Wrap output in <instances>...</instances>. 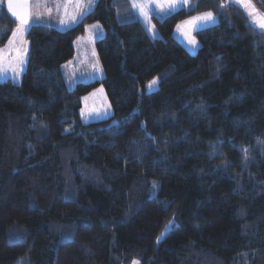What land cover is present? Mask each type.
Wrapping results in <instances>:
<instances>
[{
  "label": "trees",
  "instance_id": "16d2710c",
  "mask_svg": "<svg viewBox=\"0 0 264 264\" xmlns=\"http://www.w3.org/2000/svg\"><path fill=\"white\" fill-rule=\"evenodd\" d=\"M204 12L218 22L191 54L174 29ZM93 22L104 77L70 89ZM154 23L99 0L70 29L29 28L21 83L0 82V264H264V32L229 0ZM16 26L0 0V48ZM100 84L113 114L84 123Z\"/></svg>",
  "mask_w": 264,
  "mask_h": 264
},
{
  "label": "rangeland",
  "instance_id": "374dc122",
  "mask_svg": "<svg viewBox=\"0 0 264 264\" xmlns=\"http://www.w3.org/2000/svg\"><path fill=\"white\" fill-rule=\"evenodd\" d=\"M6 1L8 6L9 0ZM98 1L93 0L90 7L89 0H81L79 6L77 0H12V10L9 9L11 14L13 15V11H15L21 15H27L28 24L21 25L17 16L13 15L18 24L8 43L0 48V82L10 80L16 84L21 83L28 60L29 43L26 34L30 28V22H43V24L54 26L59 30H67L81 22L95 8ZM231 1L243 8L246 13L250 10L242 7L239 0ZM134 2L142 4L143 8L135 7ZM174 2L176 7L173 9L167 5L161 7L162 0H113L116 18L119 23L138 20L152 38L160 37L154 18L163 20L180 9H193L196 4V0H186V2L185 0H174ZM250 3L257 13L264 15L263 11L255 7L252 0H250ZM204 13L196 14L181 21L174 29L175 38L191 54H195L200 46L195 33L218 22L217 16L213 12H211L214 18L213 21L196 20ZM30 14L37 16L31 17ZM249 17L251 23L264 32V28L253 23L252 16ZM103 36L104 29L100 23L93 22L86 24L84 32L75 39L74 57L61 68L65 82L70 89H73L78 83L100 81L104 77L95 46V42ZM154 80L156 83L151 89L148 86L152 81L147 84V91L152 92L157 89L158 80ZM112 114V107L102 84L82 97L80 115L84 123L106 120ZM129 264L141 263L138 259H133Z\"/></svg>",
  "mask_w": 264,
  "mask_h": 264
},
{
  "label": "snow or ice",
  "instance_id": "6c2138e0",
  "mask_svg": "<svg viewBox=\"0 0 264 264\" xmlns=\"http://www.w3.org/2000/svg\"><path fill=\"white\" fill-rule=\"evenodd\" d=\"M186 2V0H185ZM81 3V0H77V5L79 6ZM93 3V0H89V6L91 7ZM239 3L242 7H244L246 10L250 9L248 11V15L253 17V23L257 24L259 27L264 28V15H261L256 12L255 8L253 5H251L250 0H239ZM167 5L169 8H175V2L174 0H162L161 7H164ZM9 9L12 10V0H9ZM134 6L137 8L142 9L143 5L139 3L134 2ZM13 15L17 16V18L20 21L21 25H26L28 24V17L27 15H21L15 11H13ZM196 20H205V21H213V14L211 12L204 13L201 17H197ZM156 83V81H152L151 84H149V89L152 88V86Z\"/></svg>",
  "mask_w": 264,
  "mask_h": 264
},
{
  "label": "crops",
  "instance_id": "0c3cea01",
  "mask_svg": "<svg viewBox=\"0 0 264 264\" xmlns=\"http://www.w3.org/2000/svg\"><path fill=\"white\" fill-rule=\"evenodd\" d=\"M230 2H233V1H231V0H229ZM253 1V0H252ZM254 2V1H253ZM234 3V2H233ZM4 4H5V6H6V8H7V10H8V12L10 13V15L14 18V19H16L12 14H11V12H10V10H9V8H8V6H7V1L6 0H4ZM237 5V4H236ZM254 5H255V7L256 8H258L257 6H256V4L254 3ZM239 6V5H238ZM243 9V8H242ZM261 11V10H260ZM246 13V12H245ZM247 14V13H246ZM30 16L31 17H34V16H37V15H32V14H30ZM250 18V17H249ZM31 24H30V27L32 26V25H34V24H43V22H30ZM18 24V23H17ZM45 25H48V24H45ZM49 26H51V25H49ZM54 27V26H53ZM56 28V27H55ZM58 29V28H57Z\"/></svg>",
  "mask_w": 264,
  "mask_h": 264
}]
</instances>
